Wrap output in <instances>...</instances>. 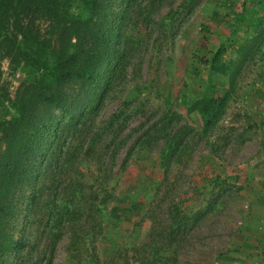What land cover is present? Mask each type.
Listing matches in <instances>:
<instances>
[{"label": "rangeland", "instance_id": "rangeland-1", "mask_svg": "<svg viewBox=\"0 0 264 264\" xmlns=\"http://www.w3.org/2000/svg\"><path fill=\"white\" fill-rule=\"evenodd\" d=\"M103 1L114 11L119 47L127 54L124 68L109 77L103 68L76 112L51 110L56 134L46 140L41 168L49 178L60 172L62 180L84 178L89 185L98 176L96 201L104 209L108 199L101 185L103 172H96L93 160L81 153L94 148L98 155L106 153L100 156L106 162L112 157L107 149L119 147L115 202L110 204L119 217L106 224V240L101 234L92 243L84 235L77 260L67 251L68 233L59 241L54 236L60 228L69 229L70 216L54 213L44 196L45 205L31 208L29 215L30 226L39 231L32 246L44 248L41 264H48L52 249L50 264H264V12L255 11V0H247V17L238 23L242 0ZM72 10L83 12L80 0ZM11 15L0 35V125L13 117L12 103L35 72L18 30L25 32L31 23L45 40L50 29L32 6L26 15L25 8ZM219 46L218 64L231 66L224 76L228 95L218 121L202 134L194 95L206 84V62ZM167 114L169 131L179 135L182 145L177 160L164 171L157 154L162 143H153L147 154L141 151L139 136ZM71 143H83L73 166L50 167L60 146ZM2 149L0 144V153ZM196 195L199 199L192 200ZM59 198L67 204L74 199L68 192ZM20 202L14 239L25 238V204ZM199 204L204 214L193 217L189 211ZM99 214L104 215L101 224L106 223L109 207ZM175 214L182 221L178 227ZM175 229L176 237L168 238ZM17 252L4 254L2 264L36 263L32 248Z\"/></svg>", "mask_w": 264, "mask_h": 264}, {"label": "trees", "instance_id": "trees-1", "mask_svg": "<svg viewBox=\"0 0 264 264\" xmlns=\"http://www.w3.org/2000/svg\"><path fill=\"white\" fill-rule=\"evenodd\" d=\"M75 1L0 0V35L7 28L11 14L18 15L25 8L26 15L31 6L36 16L48 21L50 27L49 36L45 40L38 36L31 27V23L25 25V32L18 30L23 33L25 47H28V55L32 57L31 65L34 66L35 72L33 77L25 82V90L12 103L13 117L5 125H0L3 135L2 142L0 139V144H3L0 153V259L4 254L18 253L17 251L24 248L26 253V250L32 248L35 252L32 256L35 264H41L40 256L44 254V248L32 246L31 239L36 237L39 231L37 227L30 226L29 215L31 208L36 209L45 205L44 196L48 195L46 203L54 207V213L56 211L61 215L70 216L67 220L69 229L63 232L60 228L54 236L59 241L63 239L65 232L68 233L67 251L73 257H77V260L82 255L79 245L84 242V235L90 237L92 243L96 242L101 239V234L104 235L103 230L105 226L107 227L108 221L111 222V219L119 217L118 209L114 208V205L110 206L115 202L113 199L118 174L115 170V155L121 151L119 147L113 150L107 149L110 151L108 158L112 157L106 162L100 158L106 153L98 155L94 148L89 147L81 153L82 158L90 157L93 160L96 164L94 166L96 172H103L104 178L101 180V185L104 184L106 189L104 192L108 199L104 209L101 207L102 202L96 201L99 194L98 176L93 182L94 185H89L84 178L62 180L60 172L53 178H49L48 172L42 173L46 140L49 135L56 134L57 120L53 118L51 110L59 108L69 113L76 112L85 94L90 93L102 69L108 68L106 71L108 77L115 70L122 71L127 56L126 51L123 52L120 50L123 48L119 47L117 24L111 5L103 0H80L83 12L76 14L72 10ZM188 1L192 3L195 0ZM255 1L257 3L255 11L264 12V0ZM247 5V0H242L241 11L237 15L238 23L247 17L245 14ZM14 25H17V22ZM51 36L54 37L51 38ZM74 38L78 43H72ZM222 50V46H219L207 60L206 84L199 93L194 95V99H199L195 104L198 105L199 128L202 134H206L214 127L227 100V80L224 76L230 71L231 66L218 64V57ZM77 84L80 85L77 86ZM70 85H74L76 89L70 90ZM181 101L186 103V96H182ZM160 118H157L154 125L152 123L153 126L139 136L142 145V149H139L147 150L149 154L154 150L153 143L155 144L156 141L162 143L157 153L160 157L158 167L166 171L168 164L177 160L182 142L178 134L169 131L170 116L167 114L164 119ZM60 125L58 123L59 127ZM57 134L61 138L60 133L57 132ZM82 145L83 143L79 146L73 143L65 146L62 144L58 155L55 153L57 158H51L49 166L55 163L56 166L61 164L62 168L72 167L74 161L79 159L77 154L81 151ZM129 151L131 150L128 149L127 153ZM67 192L74 198L70 204L59 198L60 194L66 195ZM191 199H199V195ZM18 201H21L20 204H25V238L20 236L14 239L13 233L20 218V210L16 206ZM60 202H64L65 206L59 208ZM108 207L109 220L106 219V223L101 224L104 215L99 218V213L105 214ZM189 212L193 217L204 214L200 204ZM82 215L89 218V221ZM174 217L177 219L176 227H178L182 223L181 217L178 218V214ZM188 225L190 229L187 232L192 231L193 224ZM53 229L54 227L51 226L49 233L53 232ZM177 231L178 229L172 230L167 237L170 239L176 237ZM106 235L104 240L107 239ZM53 251L52 249L50 252L48 264L51 263ZM93 255L97 256L96 253Z\"/></svg>", "mask_w": 264, "mask_h": 264}]
</instances>
